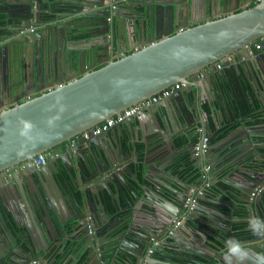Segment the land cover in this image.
<instances>
[{"label":"water","instance_id":"1","mask_svg":"<svg viewBox=\"0 0 264 264\" xmlns=\"http://www.w3.org/2000/svg\"><path fill=\"white\" fill-rule=\"evenodd\" d=\"M5 1L13 2L14 7L2 10L7 14L4 23L14 35L20 32L21 37L0 47V193L11 188L18 197L28 200L31 215L48 225L45 234L54 235L59 242L48 246L43 233L39 244L26 234L25 241L19 242L11 236V229L4 231V236L11 239L7 245L10 255L8 259L0 256V264H67L70 254L75 252L80 255V264H142L145 260L147 264H227L226 241L214 227L218 223L228 227L232 218L230 229L242 225L244 229L240 231L251 235L239 240L249 251L243 264H256L253 257L264 255V235L253 233L249 220L255 217L264 221V168L249 166L248 162L258 159L248 155L251 150L260 156L264 154L256 146L263 144L264 149V126L260 135L255 136L245 123L249 111L240 114L241 126L246 131L231 144L225 143L218 156L212 137L206 140L204 151L198 150V155L192 156L194 142L185 145L191 164L198 171L197 182L183 185L177 174L178 182L167 179L157 183L148 195L144 192L147 186L140 183L137 173L140 165L146 164L144 178L149 181V162L154 160L146 155L140 161L135 156L138 168L134 172L129 165L118 167L117 159L127 137L125 143L128 140L133 148L131 136H135L137 126L142 134L146 133L145 137L159 135L158 116L175 122L172 127L178 128L174 132L168 125L166 136H159L160 146L175 151L174 139L168 136L191 123L192 113L203 100L204 84H208L210 99L219 103V107L214 105V111L229 120L235 119L236 112L232 103H227L222 81L237 65L248 69L251 56L256 60L250 66L255 74L252 79L261 75L260 89L264 91V45L260 51L254 50V42L264 36V0H202L199 6L193 0H109L108 4L104 2L108 0H73L72 10L77 12L75 27L69 24L73 21L67 8L69 0L0 3ZM117 2L116 18L109 23V10ZM55 6L60 13H55ZM126 40L128 46L121 49L119 42ZM10 47L15 50L12 63H8ZM247 47L254 51L248 52ZM114 51L118 56H114ZM238 51L242 59H236L234 64L223 60L221 68L216 69L217 61ZM44 57L64 60L63 67L49 65L48 70L55 73L49 85L40 81L42 72L37 69L45 63ZM29 82L33 83L32 91H27ZM175 82H182L183 87L139 111L135 115L137 124L129 117L98 136L80 137L75 147L66 148L75 135ZM13 95L16 98L9 99ZM202 115L207 121L203 130L209 134V116L206 111ZM112 130H118L120 137L112 140L108 136ZM244 135L248 139L243 141ZM47 150L59 157L40 167L19 170L18 177L5 182L7 169L13 170ZM111 155L117 159H111ZM60 161L65 168H60ZM206 166L207 174L214 178L206 177ZM162 171L166 170L160 168ZM76 172L80 177L85 173L84 185H88L79 193L69 183V179H76ZM221 174L230 184L228 189L220 184ZM127 176L133 177L136 184ZM207 181L215 183L222 197L217 199L215 191L205 186ZM49 185L71 200L73 225L82 231L81 237L66 239L64 228H50L51 206L45 195ZM73 186L78 187L75 183ZM93 198L103 201L105 206L97 204L98 215L88 213L94 206ZM232 200L239 204L237 210H223L237 205ZM107 202L112 203V208ZM122 202L128 209L125 216L119 214ZM239 209L242 211L238 212ZM200 227L210 228L212 238Z\"/></svg>","mask_w":264,"mask_h":264},{"label":"crops","instance_id":"2","mask_svg":"<svg viewBox=\"0 0 264 264\" xmlns=\"http://www.w3.org/2000/svg\"><path fill=\"white\" fill-rule=\"evenodd\" d=\"M71 3H68V7L69 10L71 11V16L70 18H73V21H69V24L71 23L72 25H76V15L77 12H74L72 10V1L73 0H69ZM77 1V0H75ZM13 2H1L0 3V19H3V21H5L7 19V14H5L4 12H2V10L4 8H10V7H14V5H12ZM57 6H59V4H55ZM46 6V5H45ZM61 6V5H60ZM87 7V6H86ZM88 8V7H87ZM86 8V9H87ZM84 9V7H83ZM90 8H88L87 10H89ZM123 11V10H122ZM200 17H203V13H201ZM64 21L66 20L65 18H63ZM61 19V20H63ZM4 30H0V47L1 45H6V42L8 43H13V39L15 40V37H21V33L20 32H16V35L13 34L12 31H10V28L8 26H6V24L3 22L1 29ZM63 33V32H62ZM46 34V33H45ZM119 42V41H118ZM119 46L121 49H125L128 46V41L126 40L125 42H119ZM128 53V52H127ZM15 57V50L14 48L9 49L8 51V63H12L13 59ZM235 58L237 60L242 59V55L239 52L235 53ZM45 63L41 65H38L37 69L40 70L42 72V78L40 79V81H43L44 84H51L53 81L50 77H53V75H55V73H53L52 71H49V65H52L53 63L55 64H59L62 67L64 66L63 63V59L62 58H58L57 60H54L53 58H50V60H45V57L43 58ZM63 60V61H62ZM251 63H248L249 66H251V64L256 63V60H254L253 56L250 57ZM241 67V65H240ZM242 69V67H241ZM231 70H229V73ZM261 75L258 77V79H252L251 81H253L254 86L258 87V92H259V96L261 98V105H259L258 111H262L264 112V91H262L260 89V79ZM29 86H30V90L32 91V87H33V83L29 82ZM204 95H202L203 100L199 102V105L197 107V109L194 110V112L192 113V116L190 117L191 123L184 129H182L180 132H176L170 136H168L169 138H173L174 141L176 138L178 137H194V140H192V142H194V144H196L194 146V148H198L199 150H201V145L198 146L199 142H201L203 140V138H210L212 137V146L215 147V153H217V156L219 154L222 153V151L224 150V144L228 143L231 144L232 141L234 139H236L237 135H242L243 132L246 131V129H244L240 124L241 122L240 120V114H242V109H241V104H240V100L239 98L234 95L235 99H233V108L236 112V118L235 119H231L229 120L226 115L223 116L218 115L216 111H214L215 107L214 105H216L217 107H219V103L218 102H213L212 99H210V95L208 93V84H204ZM234 86V84H233ZM237 86V85H236ZM160 102V101H159ZM158 102V103H159ZM176 103V102H175ZM263 107H260L262 106ZM204 106H206L208 108V110H206L204 108ZM250 107V106H249ZM251 112H253L255 110V108H250ZM202 111H206L208 117V125L210 127L209 130V134L205 133V131L203 130L205 123L207 124V121L204 119L203 115H202ZM141 117H147L145 116V114H140ZM137 117L138 116H134L132 118H134V124H137ZM248 121H246V125L251 127L254 130V135L258 136L260 135V129L264 126V120L261 121H255L254 119H251L248 116ZM158 121H159V126H158V133L159 135H154L152 134L149 137H145L144 134H146L143 131V134L141 132V130L138 128L137 126V130H136V134L135 136H131V138L133 139V148L131 147V145L125 140L128 138H126L123 142H122V148L121 151L119 153V158L117 159V156L115 157L114 155H111L110 158L117 159V166L121 167V166H126L129 165L131 168H133L136 172L137 170V164L135 163V156L138 155L141 156L140 161H142L146 155L149 149H153L154 147L161 145L160 144V137H165L167 134L168 130V125H174L175 122H167V120H165L163 117H159L158 116ZM182 122L184 123L185 121L182 120ZM205 122V123H204ZM233 123V124H232ZM231 126V132L232 135L229 131H226V127ZM234 127V128H233ZM165 130V132H163L162 130ZM174 130V132L178 129L176 126L172 127ZM124 133L127 135L128 129L125 126H123ZM228 130V129H227ZM226 131V132H224ZM148 132V131H146ZM205 133V136L203 137V134ZM151 134V132H150ZM109 137H111V139L113 140L114 137H120L119 136V131L117 130L116 132H114L112 130V132H109L108 134ZM248 137L247 136H243V141L247 140ZM191 142V141H190ZM189 143V142H188ZM188 143H186L185 145H187ZM185 145L182 146H178L175 144L176 146V150L173 151L171 149H169L167 146V152L164 155L163 158L161 159H153L154 161H150L149 163L151 164L152 168L149 170L150 174H149V181L145 180L144 178V168L145 165L142 163L141 164V168H142V174H143V181H141L140 183L142 185L147 186L146 187V191H144L145 193H147L149 195L152 194V191L150 190L151 187L153 185H156L157 183L160 182H165L167 181H175L178 182V178H176V175L179 174L180 177V182L184 185L186 183H192V182H197L199 180V175L197 174V169L194 168V166H192V170L194 171V173L196 172V176L192 177V173H190V171L188 173H190V175H188V173H182L181 171H179L180 169L182 170L184 168V164L182 160L185 156L186 159H188L190 162H192V158H191V154L189 151V148H186ZM138 146V147H137ZM256 146L258 148H260L263 152V144H256ZM191 149V148H190ZM131 151V153L129 154V152ZM211 154V153H210ZM261 154H256L254 152V150H251L250 154L248 155V157L250 156H255L256 159L258 160H253L252 162H248L249 166L251 165H257L260 167L264 168V154H262V156H260ZM193 156V154H192ZM152 160V159H151ZM72 161L74 163H76V158L75 155L72 154ZM156 161V162H155ZM177 161V163L175 164V166L172 167V164H174V162ZM66 164L69 166V161L66 159ZM155 164V166L153 165ZM60 168H65L63 162H59ZM194 165V162H193ZM166 167V168H165ZM253 167V166H252ZM160 168L165 169L166 171H162L165 174L161 175L160 173ZM205 168H208L207 166ZM191 170V171H192ZM77 171V170H76ZM208 171V170H207ZM206 171V172H207ZM160 173V175H159ZM208 176H210V173L208 174ZM222 174L219 175V181L220 184L225 188L228 189L229 185L227 184L226 181H224L222 179ZM214 178V176H210L209 178ZM75 180L72 182L69 179V183L70 185L73 187V190L75 192L79 193V190H82L83 188L87 187L88 185H84L85 181V173H82V176L80 177L79 172L75 173ZM127 178L129 180H131V183H134L133 177L131 176H127ZM191 178V179H190ZM1 179V178H0ZM6 183L9 182V180L7 179V181H5ZM73 183H75L78 187L75 188L73 186ZM136 184V183H134ZM212 185V189L215 191L217 199L218 197H222L221 193L219 191V189L215 186V183H211ZM103 187V186H102ZM45 195L47 197V200L49 201V204L51 206V219L48 222L50 225V228H54L55 231H59V226H61L62 228H64L65 230L69 228V232H73L70 235L67 234L65 232V238H73V235H75V237H81L80 233L82 234V231L78 228V226H74L73 224L75 223V220L73 219L74 215V210H72L70 202L71 200L68 199L66 196L62 195V193L56 189L53 185H49L46 188ZM141 191V190H140ZM144 192L141 191L142 194H144ZM105 194L107 195V193L105 192ZM74 199V198H73ZM107 199L108 201L110 200V198L107 195ZM220 199V198H219ZM226 199V198H225ZM228 199V197H227ZM94 201V206L92 205V209L88 212L89 214H94V215H98L99 213V209H97V204L101 205L102 208L105 207L103 205V201L101 202V200H97L95 198H93ZM221 203H223V201L220 200ZM233 203H236L232 200ZM105 203V201H104ZM111 202H107V205L111 207ZM237 204V203H236ZM237 204L235 207H231V209H236L238 208ZM31 206L30 202L28 200H26L25 198H21L18 197L15 193H13L11 191V188H9V190L4 189L1 193H0V256H3L5 259L9 258L10 253H8V247L7 245L10 244V237L8 236H4V231H9L11 229V236L14 239H18L19 242L21 241H25L27 236L30 240H34L35 242H37L39 244V241L41 240V233H43V235L45 236L46 241L48 242V246L51 245H56V242H59V238L58 240L55 239V236H50L49 237L45 234V230L48 229V225H45L44 223H41L39 221V218L36 217L35 215H31V213L29 212V207ZM125 203L122 202L121 208H119V214L121 216H125V214L127 213L128 209L125 208ZM112 208V207H111ZM230 208V205L227 207ZM220 210H222V208H219ZM228 210V209H227ZM242 211V209H240V212ZM5 212L7 215L10 216V218H6L5 217ZM231 212V211H230ZM113 214H115L116 212L112 211ZM232 215V214H231ZM239 219H243V218H239ZM232 220H234V218L229 219L228 221V227H225L223 225H221L220 223L215 224L214 230L217 231L222 237H226L227 233H229L232 229H230V227L232 226L231 222ZM118 221V220H117ZM123 221V220H121ZM119 222V221H118ZM121 223H119L118 225L120 226ZM237 225V224H236ZM245 226H247V224H244ZM210 229V228H207ZM230 229V230H229ZM236 231H239L238 229H235ZM13 231V232H12ZM211 232V230H210ZM26 234V235H25ZM25 235V236H24ZM83 235V234H82ZM19 237V238H18ZM201 237V235H200ZM208 238H212L211 235ZM71 258H70V262L67 264H80L82 263V261L78 262L77 259H80V255L75 253L70 254ZM64 259V256H62ZM73 258H76L75 261H73ZM65 262V261H64Z\"/></svg>","mask_w":264,"mask_h":264},{"label":"built area","instance_id":"3","mask_svg":"<svg viewBox=\"0 0 264 264\" xmlns=\"http://www.w3.org/2000/svg\"><path fill=\"white\" fill-rule=\"evenodd\" d=\"M260 40H264V36L260 38ZM256 48H259V44L257 43ZM227 59L229 61H232L234 58L233 57H227ZM219 66V65H217ZM179 83H175L165 89H163L161 92L152 95L151 97L144 99L143 101H141L140 103L130 106L124 110H122L121 112L105 119L104 121L96 124L95 126L88 128L82 132H80L79 134L75 135L74 137H72L70 139L69 142L66 143V148H73L75 147L76 143H77V139L79 137L84 138V139H88L91 136H98L101 133L108 131L109 129L113 128L115 125L121 124L124 122V120L134 114H136L139 110H141L143 107H149L150 105L159 102V100H161L162 98H166L168 96H170L174 91H176L177 89L180 88ZM202 147L204 148L205 145L203 144ZM196 149H198L196 147ZM195 154H198V150L195 152ZM59 154L55 153L53 150H47L46 152H43L21 164H19L17 167H15L13 170L7 169V171L4 172V178L5 181H7V179L10 181L16 177L19 176V170L20 171H24V169L29 168V167H39L43 164H45L47 161L56 158ZM3 175V174H2ZM149 252H151V250H149ZM143 264H146V262H144Z\"/></svg>","mask_w":264,"mask_h":264},{"label":"trees","instance_id":"4","mask_svg":"<svg viewBox=\"0 0 264 264\" xmlns=\"http://www.w3.org/2000/svg\"><path fill=\"white\" fill-rule=\"evenodd\" d=\"M3 22H4L3 19H0V30H4V28L1 29ZM262 70H264V66H263ZM253 77H254V75H253ZM253 81H246L244 83V93L247 96V99L249 101V105H248L249 111H251L250 108H253V109L255 108V110L252 113H250V115L251 116L253 115L256 121H260V118L258 117L260 114H259V112H257L258 111L257 107H259V105H261V98L259 96L258 87L254 86ZM222 84H224V82H222ZM260 107H263V105L260 106ZM204 108L206 110H208V108L206 106H204ZM230 128H231V126L226 127L225 129H226V131H229ZM226 131H224V132H226ZM192 140H194V137L191 138V137H188V136H186V137L182 136V137L176 138L174 142H175L176 145L182 146V145H185L186 143H188V142H190ZM148 151L149 152L147 153V155H148L149 159H158V158H160V157H162V156H164L166 154L167 149H166L165 146L158 145V146L154 147L153 149H149ZM139 158L141 159V156H139ZM182 160H184L183 161L184 168L182 170L180 169L179 171H181L182 173H188L190 171V173H192L191 178L195 177L197 174H193L194 171L192 170L191 162L188 159H186L185 156H184V158ZM176 163H177V161H175L174 164H172V167L175 166ZM190 173H188V175H190ZM137 179H139L140 182L143 181V174H142L141 165H140V168H138ZM227 209H228V211H231V207L230 208H225L223 210H227ZM239 211H240V209L238 210V212ZM5 217L6 218H10V216L7 215L6 212H5ZM238 228H239V231H236L235 229H238ZM242 229H244V226H242V225H234L233 229H232V232L227 233L228 235H227V237H225V239L228 240L229 238L234 237V238H236L238 240H242L245 237L251 236L250 233H244L243 231H240Z\"/></svg>","mask_w":264,"mask_h":264},{"label":"flooded vegetation","instance_id":"5","mask_svg":"<svg viewBox=\"0 0 264 264\" xmlns=\"http://www.w3.org/2000/svg\"><path fill=\"white\" fill-rule=\"evenodd\" d=\"M111 1V0H110ZM108 2H109V0H108ZM108 2H107V4H108ZM110 3V2H109ZM193 3H194V5L195 6H199L200 5V3H202V0H193ZM116 6H119V3L117 2V3H114V5H113V10H109V15H108V17H107V21L110 23L111 21H114V19L116 18V14H117V12L115 11V9L117 8ZM83 7V6H82ZM85 8H87L86 6H84V9ZM118 9V8H117ZM54 11H55V13H60L61 12V10L59 9V7H57V6H55L54 7ZM116 12V13H115ZM62 33V32H61ZM108 42H110V40L108 39ZM259 44V48H256L255 46H256V44ZM264 45V40H260V38H258L255 42H254V50H259L260 51V49H261V47ZM247 49H248V52H249V50H253L252 48H249V47H247ZM253 50V51H254ZM240 54H241V52L240 51H238ZM114 54H115V51H114ZM242 55V54H241ZM114 56H118V54L116 55H114ZM237 62V61H236ZM235 61H233L232 63L234 64V63H236ZM241 67H242V69H241ZM241 67H240V65H237L236 66V68H235V71H230L231 73H229L228 72V74L226 75V77L223 79V81L222 82H224V84H222V87L224 88V91H225V93H226V97H228V99L229 100H233V99H235V97H234V95H236L238 98H239V100H240V104H241V111L242 112H248L249 111V109H248V105H249V101H248V99H247V96L245 95V93H244V83L246 82V81H251L252 80V77H253V69L252 68H250V66L247 64V68L248 69H245L242 65H241ZM242 76V77H241ZM254 76H255V74H254ZM241 77V78H240ZM233 84H234V86H233ZM224 85V86H223ZM237 85V86H236ZM24 90H25V88H24ZM30 90V86L28 85V87H27V91H29ZM24 93V92H23ZM14 99V98H16L14 95L12 96V97H9V99ZM232 98V99H231ZM248 109V110H247ZM250 113H252L251 111H249ZM248 112V113H249ZM251 119H252V117H251V115L249 114L248 115ZM259 118H262V111H260V115H259ZM75 225H73V227H74ZM198 229H200L202 232H204L206 235H207V237H210V234L208 233V229L206 228V227H200V228H198ZM67 234H71V233H73V232H69V228L68 229H66V231H65ZM228 235V234H227ZM227 235H226V237H227ZM73 237H75V235H73Z\"/></svg>","mask_w":264,"mask_h":264},{"label":"clouds","instance_id":"6","mask_svg":"<svg viewBox=\"0 0 264 264\" xmlns=\"http://www.w3.org/2000/svg\"><path fill=\"white\" fill-rule=\"evenodd\" d=\"M259 0H256V3L258 2ZM105 3H107L108 1H104ZM261 38V37H260ZM252 51L253 50H249V52L250 53H252ZM233 57L234 59L232 60V61H229L228 59H227V57ZM223 60H226V61H228V62H230V63H232L233 61H235L236 60V58H235V54H229V55H227V56H225V57H223L222 59H220L219 61H217L216 63H215V67H216V69H220L221 68V62L223 61ZM217 65H219V66H217ZM175 83H179V84H181L180 85V88L179 89H177L176 91H174L173 93H175V92H177L178 90H180L182 87H183V83L182 82H175ZM175 83H173V84H175ZM173 84H171V85H173ZM170 85V86H171ZM169 87V86H168ZM167 88V87H166ZM165 89V88H164ZM162 91V90H161ZM160 91V92H161ZM172 93V94H173ZM171 94V95H172ZM170 95V96H171ZM204 95V94H203ZM169 97V96H168ZM168 97H166V98H168ZM163 99H165V98H162L161 100H163ZM161 100H159V101H161ZM226 100H227V103H232V105H234L233 104V100H229L228 99V97H226ZM143 101V100H142ZM141 102V101H140ZM139 102V103H140ZM158 103V102H157ZM136 104H138V103H136ZM135 104V105H136ZM155 104V103H154ZM146 107H143L141 110H143V109H145ZM141 110H139V111H141ZM138 111V112H139ZM137 112V113H138ZM136 113V114H137ZM136 114H134V115H132V116H130V117H134ZM237 115V114H236ZM252 117V119H254L255 120V118H254V116L252 115L251 116ZM259 117V116H258ZM129 118V117H128ZM127 119V118H126ZM125 121V120H124ZM240 122H242V120H239ZM256 121V120H255ZM260 121H261V118H260ZM246 123V122H245ZM233 124V123H232ZM241 125V124H240ZM116 126V125H115ZM247 126V125H246ZM249 127V126H248ZM234 128V127H233ZM232 129V128H231ZM231 129L229 130V132L231 131ZM110 130V129H109ZM232 130H234V129H232ZM92 137V136H91ZM90 137V138H91ZM80 138V137H79ZM89 139V138H88ZM206 140H207V138H203V144L205 145V147L203 148L202 146H201V148H202V150L204 151L206 148H207V146H206V144H205V142H206ZM202 144V145H203ZM196 145V144H195ZM194 150H195V152L197 151V150H199V147H198V149H196V148H194ZM195 152H193V156L194 155H196L195 154ZM198 155V154H197ZM57 157H59V155L57 156ZM25 162V161H24ZM48 162V161H47ZM46 162V163H47ZM45 163V164H46ZM44 165V164H43ZM42 166V165H41ZM40 167V166H39ZM205 171H207V168H205ZM194 174V173H193ZM206 177H209L208 176V174H207V172H206ZM205 186L207 187V188H209L210 190H212L213 191V189H212V185L210 184V182L209 181H207L206 183H205ZM256 190V189H255ZM179 223V221H177L176 222V225ZM249 227H250V229H251V231L253 232V233H255V234H257V235H264V221H261L259 218H255V217H253V218H250V220H249ZM233 228V227H232ZM208 230H210V229H208ZM230 232H232V230L230 231ZM229 232V233H230ZM222 237V236H221ZM223 239L226 241L225 243H226V253H225V259H226V262H227V264H233V260H235L236 261V264H243V262L246 260V259H248L249 258V251L244 247V245L238 240V239H236V238H234V237H232V238H229L228 240H226L225 239V237L223 236ZM149 250H151V249H149ZM149 250H148V253H150L149 252ZM253 259L256 261V264H264V255H262V254H257V255H255V257H253ZM144 262H146V260L145 261H143V263ZM142 263V264H143ZM147 264V263H146Z\"/></svg>","mask_w":264,"mask_h":264},{"label":"bare ground","instance_id":"7","mask_svg":"<svg viewBox=\"0 0 264 264\" xmlns=\"http://www.w3.org/2000/svg\"><path fill=\"white\" fill-rule=\"evenodd\" d=\"M205 123V122H204Z\"/></svg>","mask_w":264,"mask_h":264}]
</instances>
